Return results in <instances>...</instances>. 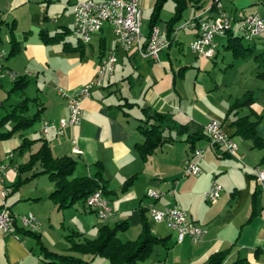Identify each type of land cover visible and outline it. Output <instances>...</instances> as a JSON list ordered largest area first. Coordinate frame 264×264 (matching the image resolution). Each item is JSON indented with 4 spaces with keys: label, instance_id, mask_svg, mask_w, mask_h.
<instances>
[{
    "label": "crops",
    "instance_id": "0c3cea01",
    "mask_svg": "<svg viewBox=\"0 0 264 264\" xmlns=\"http://www.w3.org/2000/svg\"><path fill=\"white\" fill-rule=\"evenodd\" d=\"M76 1L81 0H0L3 66L25 76L27 81L23 91L10 92L12 81L0 80V89L6 94L5 102L0 100V117L9 111L10 105L25 98L34 99L29 115L39 111L38 134H29L26 128L0 140V163L9 164L5 183L14 187L5 199L13 215V231L0 233V264H58L55 258H47L45 251L87 260L90 256L68 250L66 234L75 232L80 240L92 239L102 226H121L117 237L134 241L144 224L162 241L152 245L141 264H205L212 254L219 252L226 254L223 264L238 260L264 264V191L255 198L257 206L253 213V195L260 186L251 171L264 156V149L238 135L234 124L238 117L248 115L253 122L257 121V135L264 140V78L258 76L259 68L253 58L262 50V44L258 40H244L247 43L243 44L253 46L245 57L234 56L228 46L230 36L240 37L236 31L238 21L248 14L260 15L256 9L264 6V0H222L223 8L230 10L232 29L226 36L215 37V54L211 58L197 57L191 52L189 45L196 37V29H182L179 35L176 25L188 8V19L201 16L205 20L216 16L217 9L213 0L189 3L181 17L170 24L174 30L171 40L155 61L144 58L137 47L121 49L108 24L93 34L89 42L81 43L74 31ZM168 1L161 5L155 22L164 36L174 13V3ZM155 2L142 0L141 16L144 10H151V19ZM164 6L169 17L159 28ZM149 19L147 28L141 31L143 46L150 33ZM184 45L192 57L184 52ZM113 49V71L82 100L81 122L65 126L61 134L49 132L46 136L53 156H69L75 161L71 177H94L105 186L112 214L102 219L81 200L58 209L49 197L54 186L47 174L32 176L40 171L39 164L20 173L16 167L26 163L40 147L41 121L57 123L67 117L66 98L57 90L77 91L95 76L100 61ZM220 49L226 52L220 55ZM249 90L255 97L251 106L229 111L234 100ZM151 112L169 115L175 126L164 125L162 134L170 141L143 156L138 145L144 141L142 127L153 122L148 116ZM212 119L219 121L237 144V156L210 144L203 126ZM23 138L31 141L20 150ZM72 139L77 141L80 153L72 150ZM197 149H202V156L193 154ZM5 157L9 160L5 161ZM186 160L197 161L201 174L185 175ZM19 179L22 181L18 182ZM213 180L221 186V193L217 201L208 202L203 193ZM148 190L161 191L162 195L149 198ZM175 202L207 229L200 242L189 238L177 242L174 230L150 217L149 204L163 209ZM28 213L40 222L41 230L36 232L39 240L24 232L19 216ZM56 223L64 229L63 238L50 232ZM93 263L110 264L103 256L94 257Z\"/></svg>",
    "mask_w": 264,
    "mask_h": 264
},
{
    "label": "built area",
    "instance_id": "2783aa9c",
    "mask_svg": "<svg viewBox=\"0 0 264 264\" xmlns=\"http://www.w3.org/2000/svg\"><path fill=\"white\" fill-rule=\"evenodd\" d=\"M141 1L127 0L128 13V40L129 49L137 47L144 58L149 60H158L159 52L168 46L169 40L157 27H153L149 33L148 41L145 46L141 45ZM217 9V14L211 20H205L201 16L187 19L181 29H196V37L192 40L189 47L192 53L197 57L211 58L215 54L214 39L217 36H226L232 29V18L223 10L222 0H213ZM73 22L74 31L78 37H86L87 42L91 36L99 32V25L108 24L115 34V43H119V1L118 0H81L73 4ZM236 31L240 37L246 41L264 40V18L257 13L248 14L242 17L237 24ZM3 53L0 48V80L8 78L15 81L22 76L3 66ZM116 62L114 49L110 56V63L105 66H98L95 76L83 84L77 91L67 93L58 89L57 93L66 98L68 115L59 122L43 120L40 123L39 131L42 136H47L49 132L61 134L63 128L67 125H77L81 122L83 110L82 100L90 96L91 89L101 86L106 74L113 71ZM203 131L209 139L210 144L222 147L225 152L231 156H237V144L231 136L224 132L222 124L217 120H209L204 126ZM72 150L80 153L77 141L72 139ZM194 155L200 157L203 154L202 149L194 150ZM11 156V154H9ZM9 169L8 163H0V233H11V220L13 215L6 205V197L12 192V187L5 183V175ZM256 181L259 183L261 191H264V167L255 165L251 167ZM202 169L197 161L186 160L184 164L185 175L198 176ZM221 193V186L213 180L207 190H204L203 196L208 202L217 201ZM146 195L149 198L157 199L162 195L161 191L148 190ZM86 206L92 210L99 218H107L112 214L109 202L100 201L96 197L95 191L87 197ZM150 217L155 222H162L168 228L176 232L177 242L189 238L192 242H200L207 233V229L193 221L188 213L178 203L158 209L153 204L147 206ZM22 226L32 232H40L41 226L39 220L32 214H23L19 216Z\"/></svg>",
    "mask_w": 264,
    "mask_h": 264
},
{
    "label": "trees",
    "instance_id": "16d2710c",
    "mask_svg": "<svg viewBox=\"0 0 264 264\" xmlns=\"http://www.w3.org/2000/svg\"><path fill=\"white\" fill-rule=\"evenodd\" d=\"M165 1L166 0H156L151 15L152 17L149 19L150 31L153 27H155L156 19H158L159 16V9ZM172 1L174 3V13L169 20V26L167 27L166 34L169 42L171 40V33L174 31L170 27V24L181 17L183 11L187 8L189 3L196 4L198 2V0ZM212 5L215 7L214 4ZM194 18H196V16ZM257 40L261 42L262 50L253 55V58L259 68L258 76L264 78V40ZM228 41L230 42L228 46L232 49L234 56L245 57L252 51L253 46L250 44H243L242 37L230 36ZM12 84L10 92H21L26 87L27 81L25 76H20L13 81ZM253 95V91H246L234 100L228 110L237 111V109L242 107H250L255 101V97ZM33 100L25 98L14 105H10L9 111L4 116L0 117V140L12 137L14 133L31 127L39 120V111L29 115V105ZM148 116L153 120V122L148 126L142 127L141 132L143 133L144 141L142 144L138 145V149L141 151L143 156H146L156 146L170 141L169 137H165L162 134L164 125L175 126V124L171 121V117L167 114L151 112ZM234 124L238 135L251 140L254 147L264 149V140H262L256 132L257 121L253 122V120L246 115L238 117ZM7 125H10V128L6 129ZM40 139L42 140V143L38 150L30 154L26 163L18 165L16 167V171L20 173L22 171L32 169L35 164H39L41 168L40 171L33 172L32 176H36L40 173L47 174L54 186L53 190L49 194V197L58 209L69 207L78 200L85 203L87 197L92 192L97 190H100L104 195L106 194L105 186L94 177H71L75 167V161L69 156H53L47 138L41 135ZM30 141L27 140V138H23L18 148L23 150L29 145ZM257 165L264 167V156H262ZM20 181L22 180L19 179L18 182ZM11 187L14 189L13 186ZM260 192L261 189L253 195V213L257 206L255 198H257V195ZM120 227L121 226H115L110 228L108 226H102L98 230L97 236L92 239L83 238L80 240L75 232L66 234L65 238L69 243L68 250L81 255L90 256V259L86 260L75 255H63L45 251L46 257L52 259L55 258L54 262L58 264H94L93 258L96 256L106 257L110 264H141V261H143V259H145L151 252L153 247L152 245L162 241L161 238L154 236L145 224L136 240L121 241L116 234ZM24 230L25 233L32 234L39 240V235L36 232H32L25 228ZM225 256L226 254L224 252L212 254L205 264H223ZM232 264L249 263L246 260H238Z\"/></svg>",
    "mask_w": 264,
    "mask_h": 264
},
{
    "label": "rangeland",
    "instance_id": "374dc122",
    "mask_svg": "<svg viewBox=\"0 0 264 264\" xmlns=\"http://www.w3.org/2000/svg\"><path fill=\"white\" fill-rule=\"evenodd\" d=\"M169 2H170V4H171V1L169 0L167 3L169 4ZM189 10H191L190 8H188L185 12H184V14H183V19H181L178 23H177V25H176V32L177 33H179V35L183 32L182 31V29L180 28V26H182V24L188 19V18H190L189 17V14H188V12H189ZM223 10H224V12L225 13H227V14H229V12H230V10H229V8H223ZM259 13H260V15H264V6H262V7H259V8H257L256 9ZM150 11L151 10H144L143 11V14H142V16H141V31L142 32H144L145 31V29L147 28V23H148V19H149V14H150ZM169 10H168V8H167V6H164L163 8H162V11H161V20L162 21H160L158 24H159V28H162L163 27V20L164 19H168V17H169V12H168ZM188 14V15H187ZM243 42L246 44L247 42L246 41H244L243 40ZM259 48H260V45L258 46V49L257 50H259ZM184 52L188 55V56H191L192 57V55H190L191 53H190V50H189V48L187 47V46H185L184 45ZM220 51H221V53H220V55L221 54H223V53H225L226 51L224 50H221L220 49ZM256 52H258V51H256ZM227 54H229L230 55V52H227ZM220 58V57H219ZM218 58V59H219ZM215 71H217L218 72V70H215ZM207 73V72H206ZM208 74V73H207ZM222 76V73L217 77V78H220ZM228 76H230L229 74L228 75H226V76H223V79L224 78H226V77H228ZM5 96H6V94H5V90L4 89H0V100L1 101H4L5 102ZM1 114H2V112H1ZM36 129H37V123L35 124V125H33L32 127H30V128H28L27 129V132L30 134H33V131H35L36 132ZM34 132V133H35ZM36 134H38V132H36ZM16 155V154H15ZM16 157H17V155H16ZM18 158V157H17ZM5 159V161H7V160H9V159H7L6 157L4 158ZM44 179H45V177H43ZM46 180V179H45ZM1 200V199H0ZM60 214H62V212H59V215ZM53 221H55V220H53ZM55 223V222H54ZM51 234H53V236H55L56 238H59V235L60 236H62V234H64L65 232H64V229L60 226V224H58V223H56V226H55V228L54 229H52L51 231ZM61 238V237H60ZM62 238H63V236H62ZM61 238V239H62ZM60 239V240H61Z\"/></svg>",
    "mask_w": 264,
    "mask_h": 264
},
{
    "label": "bare ground",
    "instance_id": "6f19581e",
    "mask_svg": "<svg viewBox=\"0 0 264 264\" xmlns=\"http://www.w3.org/2000/svg\"><path fill=\"white\" fill-rule=\"evenodd\" d=\"M119 1V43L120 48L127 51L129 50V40H128V13H127V0H118ZM104 25H99V31L103 28ZM82 42L87 43L86 37H78ZM110 56H112V50H109L105 57L99 63V66H105L107 63H110ZM96 197L100 198V201L109 202L104 194L100 190L95 191ZM87 202V199L85 203Z\"/></svg>",
    "mask_w": 264,
    "mask_h": 264
}]
</instances>
